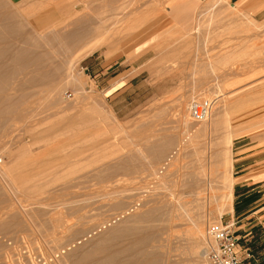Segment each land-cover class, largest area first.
<instances>
[{"label":"rangeland","instance_id":"374dc122","mask_svg":"<svg viewBox=\"0 0 264 264\" xmlns=\"http://www.w3.org/2000/svg\"><path fill=\"white\" fill-rule=\"evenodd\" d=\"M171 1L0 0V264H206L238 142L264 144V12L181 28Z\"/></svg>","mask_w":264,"mask_h":264},{"label":"crops","instance_id":"0c3cea01","mask_svg":"<svg viewBox=\"0 0 264 264\" xmlns=\"http://www.w3.org/2000/svg\"><path fill=\"white\" fill-rule=\"evenodd\" d=\"M203 0H172L168 9L181 28H190L194 11ZM239 7L247 5L249 13L264 12V0H235ZM109 84L107 89L116 87ZM240 139L236 148L238 181L234 185L232 212L227 220L240 238L242 247L249 248L255 255L264 254V144L259 147ZM258 146V147H257ZM258 264H264V259Z\"/></svg>","mask_w":264,"mask_h":264},{"label":"built area","instance_id":"2783aa9c","mask_svg":"<svg viewBox=\"0 0 264 264\" xmlns=\"http://www.w3.org/2000/svg\"><path fill=\"white\" fill-rule=\"evenodd\" d=\"M213 108V102H193L189 108L190 117L194 122L206 120ZM180 148L174 149L163 162L158 170L160 177L176 157ZM139 202L133 204L132 208L139 206ZM206 264H258L264 259V254L256 255L247 247H242L240 238L233 230L230 221L211 222L206 229V244L204 248Z\"/></svg>","mask_w":264,"mask_h":264},{"label":"bare ground","instance_id":"6f19581e","mask_svg":"<svg viewBox=\"0 0 264 264\" xmlns=\"http://www.w3.org/2000/svg\"><path fill=\"white\" fill-rule=\"evenodd\" d=\"M217 1H218V0H217ZM231 8H233V9L236 8V5H235V4H232V5H231ZM230 12H231V11H230ZM234 13H235V12H234ZM249 23H250V22H249ZM92 30H93V29H92ZM95 31H96V30H95ZM98 31H99V30H98ZM94 33H95V32H94ZM97 34H98V33H97ZM97 34H96V35H97ZM84 35H85V34H84ZM91 35H92V33H91ZM93 35H94V34H93ZM93 35H92V36H93ZM94 36H95V35H94ZM94 47H95V46H94ZM94 47H93V48H94ZM98 48H99V47H98ZM94 50H95V49H94ZM94 50H93V51H94ZM85 53H86V52H85ZM89 53H90V52H89ZM90 54H91V53H90ZM86 55H87V54H86ZM88 55H89V54H88ZM7 99H8V98H7ZM7 99H6V100H7ZM8 101H9V99H8ZM210 115H211V114H210ZM209 117H210V116H209ZM209 117H208V118H209ZM208 118H207V119H208ZM207 119H206V120H207ZM206 120H204V121H206ZM204 121H202V122H204ZM229 137H230V136H229ZM231 137H232V136H231ZM225 142H226V144L228 145V144H231L232 140L229 139V140H226ZM222 146H223V145H222ZM228 146H229V148H230V145H228ZM223 147H224V146H223ZM159 156H160V155H159ZM0 161H1V160H0ZM162 164H163V163H162ZM228 166H229V165H228ZM230 178H231V177H230ZM228 179H229V178H228ZM230 188H231V190H232V187H230ZM230 194H231V198H232V196H233V195H232V194H233L232 191H231ZM133 211H134V210H133ZM126 212H127V211H126ZM127 213H128V212H127ZM150 218H151V217H150ZM200 225H201V224H200ZM197 226H198V225H197ZM201 226H202V225H201ZM201 226H199V227L197 228L196 233L198 232V233H202V234H203V228H202ZM198 233H197V234H198ZM150 234H152V233H149V234H146V235L144 234V236H141V235H140V237L138 238V244H139V245L147 244V243H148V242H147L148 237H149V238L152 237V236H149ZM142 235H143V234H142ZM199 235H200V234H199ZM202 236H203V235H202ZM200 240H201V239H200ZM149 241H150V239H149ZM193 242H194V241H193ZM196 243H197V242H196ZM195 245H196V244H195ZM144 246H145V245H144ZM146 252H148V251H146ZM203 252H204V250H203ZM194 253H195V252H194ZM202 254H203V253H202ZM148 256H150V255H148ZM143 257H146V256H143ZM143 257H142V258H143ZM152 257H153V256H152ZM152 257H149L148 259H150V258H152ZM142 258H141V259H142ZM144 259H145V258H144ZM145 260H146V259H145ZM145 260H144V261H145ZM141 261H142V260H141ZM141 261H138V263L141 262ZM150 262H152L151 259H150ZM150 262H149V263H150ZM145 263H146V262H145ZM143 264H144V263H143ZM146 264H148V262H147Z\"/></svg>","mask_w":264,"mask_h":264}]
</instances>
